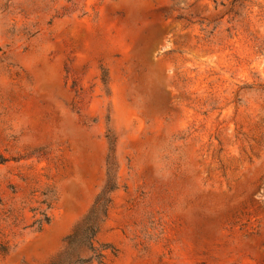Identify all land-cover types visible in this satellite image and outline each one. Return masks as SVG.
Here are the masks:
<instances>
[{
  "label": "rangeland",
  "instance_id": "1",
  "mask_svg": "<svg viewBox=\"0 0 264 264\" xmlns=\"http://www.w3.org/2000/svg\"><path fill=\"white\" fill-rule=\"evenodd\" d=\"M0 264H264V0H0Z\"/></svg>",
  "mask_w": 264,
  "mask_h": 264
},
{
  "label": "bare ground",
  "instance_id": "2",
  "mask_svg": "<svg viewBox=\"0 0 264 264\" xmlns=\"http://www.w3.org/2000/svg\"><path fill=\"white\" fill-rule=\"evenodd\" d=\"M259 102H260V101H259V100H257V101H256V104H259Z\"/></svg>",
  "mask_w": 264,
  "mask_h": 264
}]
</instances>
